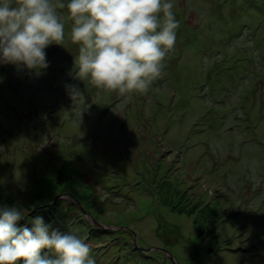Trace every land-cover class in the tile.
Instances as JSON below:
<instances>
[{"label": "rangeland", "instance_id": "obj_1", "mask_svg": "<svg viewBox=\"0 0 264 264\" xmlns=\"http://www.w3.org/2000/svg\"><path fill=\"white\" fill-rule=\"evenodd\" d=\"M61 2L49 66L0 64V208L75 234L95 264H264L260 7L170 0L179 28L161 77L121 96L76 78ZM56 75L45 95L31 79Z\"/></svg>", "mask_w": 264, "mask_h": 264}, {"label": "clouds", "instance_id": "obj_2", "mask_svg": "<svg viewBox=\"0 0 264 264\" xmlns=\"http://www.w3.org/2000/svg\"><path fill=\"white\" fill-rule=\"evenodd\" d=\"M66 7L71 42L79 45L77 79L125 96L146 93L161 77L179 28L170 0H70ZM64 8L61 0H0V64L46 69L45 49L65 39L58 13ZM67 87L73 102L83 97L78 87ZM27 217L23 208H0V264H95L87 243L40 215L27 219L31 227L17 226Z\"/></svg>", "mask_w": 264, "mask_h": 264}, {"label": "trees", "instance_id": "obj_3", "mask_svg": "<svg viewBox=\"0 0 264 264\" xmlns=\"http://www.w3.org/2000/svg\"><path fill=\"white\" fill-rule=\"evenodd\" d=\"M244 2L241 4V8H244L245 9V7L247 8L246 10H251V9H257L258 7H260L259 9H261L260 10V12L262 13L261 14V16L262 17H264V8H262L261 7V5L259 6V5H257V3L255 2V0L253 1V0H243ZM15 6V5H14ZM262 56H264V53H262L261 54ZM261 57V56H260ZM74 74V73H73ZM59 76L60 75H56V77H55V79L53 80L54 82H52V83H47V77H37V78H35V79H33V78H31L32 80H34V83H36L37 84V86L39 87V89H40V93L41 94H43V95H45V94H47V91H48V89L50 88V87H56L57 86V80H58V78H59ZM30 79V80H31ZM66 81H67V79H66ZM31 84H33V83H31ZM37 87V88H38ZM58 90V89H57ZM51 93V92H50ZM53 93H55L56 95L55 96H57V97H61V94L60 95H58L59 93L58 92H55V91H53ZM35 96H37V95H39L38 93H36V94H34ZM50 95V94H49ZM58 178V180H57V183H60L61 182V180H60V176L59 177H57ZM108 188H110V187H108ZM121 194V193H120ZM175 206H173V208H174ZM177 211L179 212V213H182L183 212V209L182 208H177ZM85 232V231H84Z\"/></svg>", "mask_w": 264, "mask_h": 264}]
</instances>
